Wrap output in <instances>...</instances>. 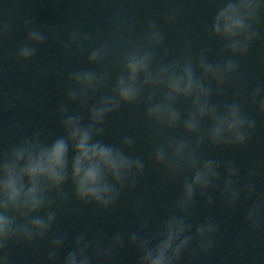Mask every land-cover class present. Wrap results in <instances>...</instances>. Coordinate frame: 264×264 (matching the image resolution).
I'll return each instance as SVG.
<instances>
[{
    "label": "clouds",
    "instance_id": "1",
    "mask_svg": "<svg viewBox=\"0 0 264 264\" xmlns=\"http://www.w3.org/2000/svg\"><path fill=\"white\" fill-rule=\"evenodd\" d=\"M209 25H205L211 35L222 42L221 56L227 52L232 57L248 53L253 41L260 37L257 28L264 22V0H220ZM176 10L170 11L165 19L175 22ZM32 18L25 19L26 42L17 50L18 60L29 61L35 56L37 46L46 42L42 30L33 27ZM10 25L0 24V39L8 35ZM91 39L89 34L79 30L69 33V42L64 45L70 49L72 43ZM164 45V33L155 21H149L142 43L128 48L122 54V65L107 95L88 107L87 122L83 115L70 113L69 104L87 106L91 96L109 86L111 77L106 72L90 69L74 71L68 76L66 98L69 104L61 102L57 107L62 134L52 139H42V132L36 130L32 135L21 137L7 152L0 154V264H11L7 255L13 244H31L42 240L56 220L51 210L56 202L50 198L55 193L61 202L67 200L63 186L71 182L77 201L93 204L101 209L113 207L121 189L136 188L138 179L145 171V162L139 156H132L125 150L135 146L132 136H124L120 145L105 143L99 139L103 135L106 118L117 112L122 105H146L144 116L158 130L181 127L187 136L183 139L168 137L148 156L156 165L163 166L165 175L173 178L184 172L182 191L176 200V212L166 219L161 230L151 238L133 232L127 238L129 245L137 248L141 255L137 264H178L181 253L196 241L198 250L208 252L214 245V236L219 225L211 218L205 219L195 227L194 236L188 235L192 225L187 217L198 192L201 198L207 196L209 189L217 182H223L221 198L229 208L240 198L241 189L235 185L239 169L231 161L224 162L223 176L219 169L221 163L215 159H201L198 150L207 141L214 147H244L251 138L256 121L248 118L238 99L225 103L222 108L212 103L213 88L216 94L222 92L229 77L237 73V59L210 62L207 57L210 49L202 50L196 57L173 59L157 63V49ZM186 48L191 42L185 43ZM111 44L105 41L88 55L89 64L101 63L110 55ZM164 55H169L164 49ZM262 88L257 86L251 94V103L264 114ZM239 96V93L234 94ZM258 103H257V99ZM181 101L189 103V110L182 114L177 106ZM205 120L210 126L201 133ZM193 137L195 140L193 141ZM71 153V158L69 154ZM254 173L250 174L251 176ZM248 197L255 195L256 188L251 182L243 186ZM213 199L207 196L206 204ZM43 213V214H42ZM264 219V199H258L245 217L251 230H256ZM146 227L142 223L140 229ZM102 237L88 240L81 233L74 240V248L63 258L62 264H93V261H107L113 258L117 249L125 246L124 236L116 233L107 246L101 243ZM152 240L157 242L153 245ZM65 242L64 236H56L48 241L47 260L55 264L58 252ZM94 253L89 255V250ZM196 249H194L195 251Z\"/></svg>",
    "mask_w": 264,
    "mask_h": 264
},
{
    "label": "water",
    "instance_id": "2",
    "mask_svg": "<svg viewBox=\"0 0 264 264\" xmlns=\"http://www.w3.org/2000/svg\"><path fill=\"white\" fill-rule=\"evenodd\" d=\"M220 6V0H0V15L112 19L146 25L151 20L158 27L222 44L205 28ZM172 10L177 17L168 23L165 17ZM257 28L260 37L248 53L264 58V22Z\"/></svg>",
    "mask_w": 264,
    "mask_h": 264
}]
</instances>
